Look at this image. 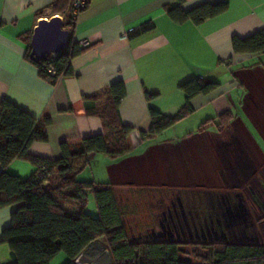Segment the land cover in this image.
<instances>
[{
	"label": "crops",
	"instance_id": "crops-1",
	"mask_svg": "<svg viewBox=\"0 0 264 264\" xmlns=\"http://www.w3.org/2000/svg\"><path fill=\"white\" fill-rule=\"evenodd\" d=\"M56 1L0 0V102L7 99L41 122L51 119L46 128L48 143H35L30 154L59 160L62 142L110 135L112 130L100 116L85 113L83 99L101 94L100 104H104L105 91L123 82L127 96L120 115L133 128L128 137L131 153L116 160L103 154L88 155L89 163L97 160L105 165L107 182L96 178L95 182L111 183L117 192L133 179L127 166L150 154L165 165L181 163L182 153L187 157L194 154L205 166L207 153L213 169L215 161L220 162L217 141L225 132L218 131V117L224 113L234 116L226 129L237 126L264 155L256 140L258 136L264 143V53L236 54L232 46L234 37L248 38L264 29V0H185V11L203 4L228 3L227 12L201 25L180 24L170 17L168 8L178 6L177 0H90L74 27V40L88 49L72 60L74 75L52 86L26 58L25 38L42 19L64 18L62 14L38 16ZM148 24L154 26L150 32L131 36ZM196 78L216 81L220 87L193 98L194 112L161 136L142 140L141 133H148L152 126L151 109L176 116L186 105L181 85ZM147 94L156 96L147 100ZM5 171L27 180L36 168L16 160ZM66 208L79 209L72 203ZM14 210H0V239L11 225ZM0 259L3 263L11 259L7 245L0 246Z\"/></svg>",
	"mask_w": 264,
	"mask_h": 264
},
{
	"label": "trees",
	"instance_id": "trees-1",
	"mask_svg": "<svg viewBox=\"0 0 264 264\" xmlns=\"http://www.w3.org/2000/svg\"><path fill=\"white\" fill-rule=\"evenodd\" d=\"M178 6L169 7L168 14L177 23L204 22L221 16L228 11V3L203 4L191 11L183 10L185 0H177ZM90 0L87 1L86 9ZM74 3V0H73ZM64 15V29L71 33L67 49L39 62L31 58L32 33L26 36V58L39 69L40 77L56 86L62 78L74 75L72 60L88 48L74 40L76 16L72 0H58L46 11L38 14ZM154 26L148 24L131 34L132 37L150 32ZM236 54H263L264 29L248 38L234 37L232 41ZM50 71H55L52 74ZM220 87V83L196 78L181 85L186 94V105L174 117H168L151 109L152 126L141 138H155L190 116L194 109L191 100L200 95H209ZM105 94L107 99L100 104L101 94L84 97V111L91 116H100L112 133L95 135L78 143L62 142V157L51 160L30 154L35 143H48L46 128L51 124L49 117L42 122L9 100L0 102V210L15 207L11 225L0 239V246L10 248L11 259L0 264H51L61 254L65 264L91 261L92 247L105 241L111 264H194L183 258L181 243L177 241L136 242L130 239L124 225L123 212L116 188L111 183L79 181L82 171L89 166L88 155L97 153L116 160L131 153L128 137L133 128L125 125L120 115V107L127 96L123 82L110 86ZM156 95L147 94V100ZM72 111L75 108L71 109ZM222 131L234 116L224 113L218 117ZM200 128L204 130V126ZM16 160L31 163L36 171L27 180L11 175L5 170ZM88 192H92L98 216L86 212ZM68 203L76 204L78 210L66 208ZM208 252L199 257L196 264H264L263 245L207 244Z\"/></svg>",
	"mask_w": 264,
	"mask_h": 264
},
{
	"label": "rangeland",
	"instance_id": "rangeland-1",
	"mask_svg": "<svg viewBox=\"0 0 264 264\" xmlns=\"http://www.w3.org/2000/svg\"><path fill=\"white\" fill-rule=\"evenodd\" d=\"M227 127L217 141L220 162L215 161L213 169L207 153L202 166L201 157L198 163L194 154L182 153L181 158L180 152L174 155L181 163L165 165L150 154L127 166L133 179L117 189V196L130 239L180 242L183 258L194 264L208 252L207 244H264V212L254 201L256 196L264 202V155L237 126ZM256 140L264 151L263 141L258 136ZM104 171V163L96 160L78 180L107 182ZM86 212L98 216L92 192ZM88 257L91 264H111L103 239ZM66 262L61 254L51 264Z\"/></svg>",
	"mask_w": 264,
	"mask_h": 264
},
{
	"label": "water",
	"instance_id": "water-1",
	"mask_svg": "<svg viewBox=\"0 0 264 264\" xmlns=\"http://www.w3.org/2000/svg\"><path fill=\"white\" fill-rule=\"evenodd\" d=\"M70 36V31L64 29V21L61 16L42 19L32 35L31 58L41 62L52 55L64 52L68 47ZM186 261L192 263L190 258H186ZM85 264H91V262L87 261Z\"/></svg>",
	"mask_w": 264,
	"mask_h": 264
},
{
	"label": "built area",
	"instance_id": "built-area-1",
	"mask_svg": "<svg viewBox=\"0 0 264 264\" xmlns=\"http://www.w3.org/2000/svg\"><path fill=\"white\" fill-rule=\"evenodd\" d=\"M87 1L88 0H74L73 3V8H74V15L76 16V18L78 17V15L86 9V5H87ZM52 74H55V71H50ZM78 264H85L84 262L81 261V259L79 258L77 260Z\"/></svg>",
	"mask_w": 264,
	"mask_h": 264
},
{
	"label": "flooded vegetation",
	"instance_id": "flooded-vegetation-1",
	"mask_svg": "<svg viewBox=\"0 0 264 264\" xmlns=\"http://www.w3.org/2000/svg\"><path fill=\"white\" fill-rule=\"evenodd\" d=\"M259 200H260L262 203H261ZM254 201L259 205L261 211L264 212V202H263V198H262V197L258 198V197H256V196H254Z\"/></svg>",
	"mask_w": 264,
	"mask_h": 264
}]
</instances>
